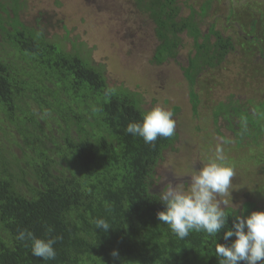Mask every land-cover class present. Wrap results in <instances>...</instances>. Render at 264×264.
<instances>
[{
	"label": "trees",
	"instance_id": "16d2710c",
	"mask_svg": "<svg viewBox=\"0 0 264 264\" xmlns=\"http://www.w3.org/2000/svg\"><path fill=\"white\" fill-rule=\"evenodd\" d=\"M15 1L13 15L0 12L8 20L0 23V264H219L216 243L235 240H225L223 232L237 216L264 209L251 201L241 209L224 208L227 223L215 236L193 230L178 238L157 219L164 205L154 191L156 166L178 132L152 144L127 133V125L152 108L145 109L135 92L108 86L102 67L79 51H66L20 22ZM189 1L194 0H133L153 25L151 62L174 60L196 117V89L205 73L238 52L264 68V18L246 11L248 29L237 35L230 30L233 11L221 30L208 22L210 0L197 6ZM184 39L191 48L181 64ZM219 118L238 147L257 151L264 145V99L230 94L217 103L213 127L224 140ZM258 187L264 196V184ZM98 219L111 227L97 228ZM24 230L55 238V259L32 255L31 242L18 239Z\"/></svg>",
	"mask_w": 264,
	"mask_h": 264
},
{
	"label": "rangeland",
	"instance_id": "374dc122",
	"mask_svg": "<svg viewBox=\"0 0 264 264\" xmlns=\"http://www.w3.org/2000/svg\"><path fill=\"white\" fill-rule=\"evenodd\" d=\"M204 1L194 0L188 4L197 6ZM210 1L208 22H215L217 29L223 30L224 19L230 16L228 11L234 13L229 21L233 30L226 28L237 35L248 29L246 11L255 14L257 20L264 18V0ZM15 4V0H0L1 15L7 12L13 15ZM16 11L20 22L41 30L48 41L61 45L66 51L77 50L92 65L101 66L111 88L122 87L135 92L143 100L145 109L159 106L172 112L179 137L172 148L164 151L162 161L156 166L155 178H159L154 188L156 193L160 195L169 183L186 189L190 176L214 159L220 147L226 165L235 173L228 193L219 197L226 202L222 207L241 209L243 203L251 201L264 209V196L259 195L258 187L264 184V145L257 151L238 147L230 129L225 128V122L219 118L223 140L215 134L212 119L214 107L230 94L244 101L263 100L264 68L257 69L248 61L251 59L240 57L238 52L215 71L205 73L196 89L199 105L193 117L187 86L174 60L161 65L151 62L156 45L153 25L147 15L135 8L133 0H17ZM7 21L0 16V23ZM234 39L242 46L240 39ZM262 44L264 48V41ZM190 48V41L184 39L178 56L181 64ZM254 160H259V164ZM254 187L256 194L252 191Z\"/></svg>",
	"mask_w": 264,
	"mask_h": 264
},
{
	"label": "clouds",
	"instance_id": "9594fccd",
	"mask_svg": "<svg viewBox=\"0 0 264 264\" xmlns=\"http://www.w3.org/2000/svg\"><path fill=\"white\" fill-rule=\"evenodd\" d=\"M175 120L171 111L159 106L145 111L142 120L130 122L125 131L141 137L146 144H152L158 137H171L175 132ZM232 167L225 163L223 150L217 147L215 158L210 159L199 171L191 175V181L185 189L169 183L160 193L164 210L157 213V219L167 224L180 239L191 231H204L215 236L227 223V215L219 197L227 194L234 176ZM97 228L104 231L111 226L104 219L95 221ZM51 231V228L48 229ZM235 236L230 245L216 243L215 253L219 264H257L264 261V211H253L245 217L237 216L233 227L223 232V238ZM18 239L31 242V252L43 260H53L56 251L55 238L42 239L32 232L24 230ZM113 256L118 253L113 251Z\"/></svg>",
	"mask_w": 264,
	"mask_h": 264
},
{
	"label": "flooded vegetation",
	"instance_id": "af4514ba",
	"mask_svg": "<svg viewBox=\"0 0 264 264\" xmlns=\"http://www.w3.org/2000/svg\"><path fill=\"white\" fill-rule=\"evenodd\" d=\"M187 14H188V12H187ZM187 14H186V15H187ZM153 35H154V33H153ZM154 37H155V36H154ZM155 39H156V38H155ZM156 44H157V41H156ZM154 47H155V46H154ZM168 60H170V59H168ZM171 60H173V59H171ZM166 61H167V60H166ZM163 63H164V62H163ZM163 63H162V64H163ZM253 211H259V209H257V208L254 207V209H253L251 212H253ZM251 212H250V213H251ZM257 263H258V264H264V261H258Z\"/></svg>",
	"mask_w": 264,
	"mask_h": 264
}]
</instances>
